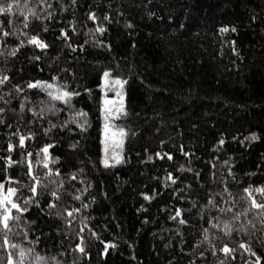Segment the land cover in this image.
I'll use <instances>...</instances> for the list:
<instances>
[{
    "label": "trees",
    "instance_id": "1",
    "mask_svg": "<svg viewBox=\"0 0 264 264\" xmlns=\"http://www.w3.org/2000/svg\"><path fill=\"white\" fill-rule=\"evenodd\" d=\"M9 5L0 184L23 211L0 264H264V0ZM105 70L124 80L107 164Z\"/></svg>",
    "mask_w": 264,
    "mask_h": 264
},
{
    "label": "rangeland",
    "instance_id": "2",
    "mask_svg": "<svg viewBox=\"0 0 264 264\" xmlns=\"http://www.w3.org/2000/svg\"><path fill=\"white\" fill-rule=\"evenodd\" d=\"M106 73L107 75H105ZM101 80V115L105 119L101 128L102 163L107 164L110 160L115 161L116 149L123 144V130L116 125V119L124 111V94L122 92L124 80L111 76L106 70L102 73ZM107 151L111 153V159L105 157ZM112 157H114L113 160ZM8 189L3 188L2 191L6 193ZM10 208V204L0 205V209L3 210L1 217L7 214L5 209L9 210Z\"/></svg>",
    "mask_w": 264,
    "mask_h": 264
},
{
    "label": "snow or ice",
    "instance_id": "3",
    "mask_svg": "<svg viewBox=\"0 0 264 264\" xmlns=\"http://www.w3.org/2000/svg\"><path fill=\"white\" fill-rule=\"evenodd\" d=\"M10 10H11V5H9L7 9L0 7V12L10 11ZM90 18H93V17H90ZM233 30H234V29H233ZM99 31H103V29L101 28V29H99ZM221 31H228V29H227V28H225V29H221ZM7 34H8V33H5V35H7ZM30 43H33V44H35V45H37L38 47H41V48L46 47L45 44L41 43V42H40L39 40H37L35 37L32 38V40L30 41ZM105 75H107V73H106ZM6 79H7V77H4V80H6ZM0 83H3V80H0ZM37 86H38V85H33V84H30V85H29V87H37ZM48 87H51V85H48ZM64 95L67 96L68 94L65 93ZM54 98H56V99H61L62 97H60V96H56V97H54ZM252 139H255V136H253ZM23 144H24V138L21 137V139H20V145L23 146ZM11 150H12V146L9 145V151H11ZM43 151H44L45 153H47V152H48V148H44ZM169 159H171V157H169ZM8 163H9V166H11V164L14 163V162L11 161V159H9V162H8ZM106 166H107V165H106ZM45 167H47L46 164H45ZM29 168L31 169V165H29ZM29 174H31V172H29ZM169 178H171V177H169ZM172 182L175 183L174 180H173ZM3 188H4V185H3V184H0V205L10 204V205H11V208L17 209V211H23V209H20L19 206H18L15 202H13V201L10 199L11 196H14V195L16 194V189H14V188H9V189L7 190V192L4 193V192L2 191ZM31 191L33 192V194H35V192H36V188H35V186L32 187ZM246 191H247V190H246ZM258 191H262V192H264V189H258ZM53 195H55V193H53ZM145 199H148V197H145ZM26 203H27V202H26ZM252 204H253V207H256V208H262V207H264V205L257 204L256 201H254V200L252 201ZM50 207H54V205H50ZM5 211H6L7 214H5V215H3L2 217H0V224H2V226H3L4 229H8V228H9L8 221H9L10 219H12L13 217H12L11 214H10V210L5 209ZM68 215L71 216L72 213L69 212ZM179 215H180V213H179V211H178V212H177V216H179ZM180 222H181V223H184L183 220H181ZM5 244H7V240H6V239H5ZM11 247H16V245H11ZM241 247H244V245H241ZM78 250L81 251V252L84 251V249H83L82 247H80V246H78ZM223 251L227 254V253H229V252L231 251V249L225 247V248L223 249ZM21 256H23V253H21ZM8 264H14L13 259H12L11 257L9 258Z\"/></svg>",
    "mask_w": 264,
    "mask_h": 264
}]
</instances>
